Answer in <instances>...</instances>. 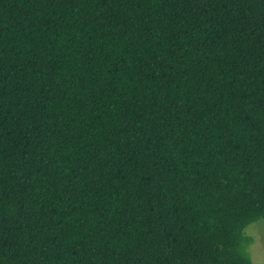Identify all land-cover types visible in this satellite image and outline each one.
Masks as SVG:
<instances>
[{
	"label": "trees",
	"instance_id": "trees-1",
	"mask_svg": "<svg viewBox=\"0 0 264 264\" xmlns=\"http://www.w3.org/2000/svg\"><path fill=\"white\" fill-rule=\"evenodd\" d=\"M264 0H0V264H252Z\"/></svg>",
	"mask_w": 264,
	"mask_h": 264
},
{
	"label": "rangeland",
	"instance_id": "rangeland-1",
	"mask_svg": "<svg viewBox=\"0 0 264 264\" xmlns=\"http://www.w3.org/2000/svg\"><path fill=\"white\" fill-rule=\"evenodd\" d=\"M244 233L253 241L247 248L251 263L264 264V220L248 225Z\"/></svg>",
	"mask_w": 264,
	"mask_h": 264
}]
</instances>
